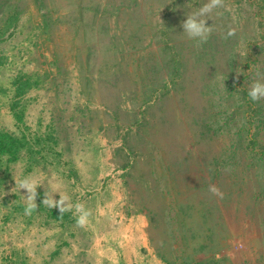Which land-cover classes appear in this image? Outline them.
Here are the masks:
<instances>
[{"label":"rangeland","instance_id":"obj_1","mask_svg":"<svg viewBox=\"0 0 264 264\" xmlns=\"http://www.w3.org/2000/svg\"><path fill=\"white\" fill-rule=\"evenodd\" d=\"M225 2L201 44L181 24L207 0H0V128L24 140L0 152V264H149L144 211L163 264H264V100L247 95L264 0ZM29 176L26 216L11 190ZM50 181L85 228L42 205Z\"/></svg>","mask_w":264,"mask_h":264},{"label":"clouds","instance_id":"obj_2","mask_svg":"<svg viewBox=\"0 0 264 264\" xmlns=\"http://www.w3.org/2000/svg\"><path fill=\"white\" fill-rule=\"evenodd\" d=\"M218 9L227 10L225 0H207V3L203 4L197 11L188 14L181 24L186 37L201 44L206 43L213 33L212 25L206 26V20L211 19L213 14L222 15V13L216 11ZM235 34V29L230 27L224 38L227 39ZM247 95L252 102L264 100V73H256L252 83L249 85ZM40 186L41 184L30 176L15 181V187L11 191L19 190L20 192L22 189L26 190V195H23L25 198L24 215L31 216L33 212L37 211L39 206L36 202L39 195L37 189ZM60 188L61 185L59 183H52L50 181L49 188H46L43 193L42 205L50 209H58L60 216L65 212L72 211L74 207L75 212L73 215L76 226L85 228L89 223L90 210H87L82 203H76L74 206L68 203L69 198L61 193ZM208 192L220 200H223L225 195L216 184H210ZM56 193L59 194L58 200L54 199V194Z\"/></svg>","mask_w":264,"mask_h":264},{"label":"crops","instance_id":"obj_3","mask_svg":"<svg viewBox=\"0 0 264 264\" xmlns=\"http://www.w3.org/2000/svg\"><path fill=\"white\" fill-rule=\"evenodd\" d=\"M185 178L182 175H179L176 179H172L170 182L176 183L178 186H183L184 185V179ZM189 183H190V179L186 178ZM159 183L161 182H165L162 181L161 179H159L158 181ZM152 190L154 191V186H152ZM179 187V188H180ZM165 191V190H162ZM163 204H165V202L159 203L160 206H163ZM151 208V207H150ZM140 213V212H139ZM136 221H137V225H138V233L140 235V239H138V246L137 251H138V255L146 258V261L149 262V264H163L162 260L159 258V255L157 253V250L155 249V247L151 244V240L150 238L152 236H150V225L148 222V217L146 215V212L144 211V213H140L135 217ZM152 261V262H151Z\"/></svg>","mask_w":264,"mask_h":264},{"label":"trees","instance_id":"obj_4","mask_svg":"<svg viewBox=\"0 0 264 264\" xmlns=\"http://www.w3.org/2000/svg\"><path fill=\"white\" fill-rule=\"evenodd\" d=\"M32 82L25 81L21 84L16 83V97H20L21 95L26 93L27 88L30 87ZM12 110L15 111L16 117L21 121L22 115H20V111L18 110V103L14 102L12 104ZM24 144V140H20V138L16 137L13 133L9 132L6 129L0 128V152L7 153L12 156H16L21 147ZM54 216L59 217V214L53 211Z\"/></svg>","mask_w":264,"mask_h":264},{"label":"bare ground","instance_id":"obj_5","mask_svg":"<svg viewBox=\"0 0 264 264\" xmlns=\"http://www.w3.org/2000/svg\"><path fill=\"white\" fill-rule=\"evenodd\" d=\"M8 241V240H7Z\"/></svg>","mask_w":264,"mask_h":264}]
</instances>
